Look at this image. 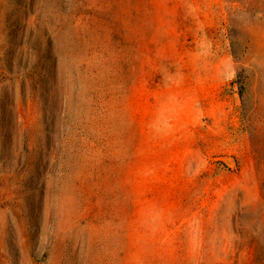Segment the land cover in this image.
<instances>
[{
	"label": "rangeland",
	"instance_id": "374dc122",
	"mask_svg": "<svg viewBox=\"0 0 264 264\" xmlns=\"http://www.w3.org/2000/svg\"><path fill=\"white\" fill-rule=\"evenodd\" d=\"M0 264H264V0H0Z\"/></svg>",
	"mask_w": 264,
	"mask_h": 264
}]
</instances>
